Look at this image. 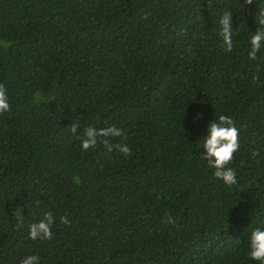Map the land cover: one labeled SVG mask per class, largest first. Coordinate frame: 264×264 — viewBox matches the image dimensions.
<instances>
[{"label":"trees","instance_id":"obj_1","mask_svg":"<svg viewBox=\"0 0 264 264\" xmlns=\"http://www.w3.org/2000/svg\"><path fill=\"white\" fill-rule=\"evenodd\" d=\"M242 4L0 0L10 104L0 114V264L29 255L39 264H254L246 253L264 227V47L255 61L248 51L264 0ZM225 10L231 53L218 46ZM219 115L239 131L231 187L200 159ZM72 123L77 135L115 125L122 136L112 143L131 155L82 151ZM48 212L53 238L30 240L28 226Z\"/></svg>","mask_w":264,"mask_h":264},{"label":"clouds","instance_id":"obj_2","mask_svg":"<svg viewBox=\"0 0 264 264\" xmlns=\"http://www.w3.org/2000/svg\"><path fill=\"white\" fill-rule=\"evenodd\" d=\"M253 0H243L241 5H252ZM233 14L231 11L225 10L219 18L217 35L219 37L218 46L225 52L231 53L234 47L233 42V25L231 22ZM254 23L258 26L254 33L251 34L249 40L248 59L255 61L257 53L264 47V6H261L255 12ZM0 47L7 48L8 42L0 40ZM258 77L253 76L255 81ZM42 99L36 96L37 102ZM10 111L7 91L3 84H0V114ZM70 133L80 141L82 151L87 152L89 149L96 148L98 144L103 145L106 151L112 152L118 150L124 156H130L131 150L126 144H114L112 140L122 136V130L115 125L97 128L95 126H87L83 128L80 135H77L80 124L72 123L69 127ZM206 136H203L202 148L204 155L200 158L207 163V167L212 169L215 179L221 181L225 186L231 187L237 183V173L235 169L229 165L234 159L235 153L240 148L239 131L234 125V120L228 115H219L216 120L206 128ZM253 157L259 155L258 152L251 153ZM17 219V229L23 227L24 217L21 209L17 207L13 213ZM60 222L66 226H70L67 216L60 218ZM54 216L51 212L46 213L41 220L33 222L28 226V238L30 240L49 241L53 238L52 225ZM166 224H175V220L168 214L164 220ZM247 258L254 264H264V227H257L250 233L247 242ZM21 264H39L37 255H29L22 259Z\"/></svg>","mask_w":264,"mask_h":264}]
</instances>
